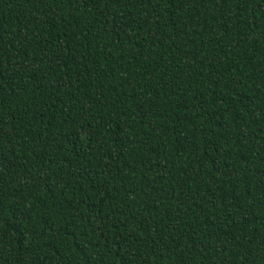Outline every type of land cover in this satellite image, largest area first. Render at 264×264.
<instances>
[{
	"label": "trees",
	"instance_id": "1",
	"mask_svg": "<svg viewBox=\"0 0 264 264\" xmlns=\"http://www.w3.org/2000/svg\"><path fill=\"white\" fill-rule=\"evenodd\" d=\"M0 264H264V0H0Z\"/></svg>",
	"mask_w": 264,
	"mask_h": 264
}]
</instances>
